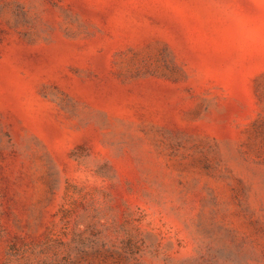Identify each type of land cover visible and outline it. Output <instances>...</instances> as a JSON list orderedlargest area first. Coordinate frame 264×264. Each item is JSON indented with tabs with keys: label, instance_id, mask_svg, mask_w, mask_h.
Listing matches in <instances>:
<instances>
[{
	"label": "rangeland",
	"instance_id": "obj_1",
	"mask_svg": "<svg viewBox=\"0 0 264 264\" xmlns=\"http://www.w3.org/2000/svg\"><path fill=\"white\" fill-rule=\"evenodd\" d=\"M0 264H264V0H0Z\"/></svg>",
	"mask_w": 264,
	"mask_h": 264
}]
</instances>
